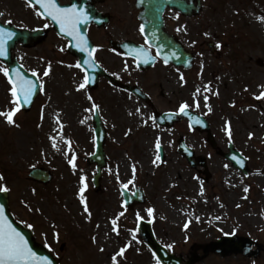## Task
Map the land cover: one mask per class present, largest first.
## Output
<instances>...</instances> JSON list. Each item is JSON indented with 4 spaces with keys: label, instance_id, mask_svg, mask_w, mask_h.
Listing matches in <instances>:
<instances>
[{
    "label": "rangeland",
    "instance_id": "1",
    "mask_svg": "<svg viewBox=\"0 0 264 264\" xmlns=\"http://www.w3.org/2000/svg\"><path fill=\"white\" fill-rule=\"evenodd\" d=\"M6 1L9 10L0 7L3 21L26 29L44 26L27 4ZM261 16L264 0H204L200 19L190 22L191 33L197 35L201 29L202 55L190 74L184 76V89L162 80L163 96L157 85L148 88L151 105L128 97L124 101L118 91L110 89L94 92L106 129V165L98 189L92 185L95 165L87 162L94 146L90 135L91 102L86 89L77 91L82 81L73 66L69 67L72 59L63 51V41L50 30L31 49L16 46L13 55L28 72L38 74L43 90L28 113L20 110L14 117L19 127L8 125L0 117V174L4 176L0 185L8 188L9 208L15 219L32 230L35 241L60 264H112V255L129 241L131 246L124 258H119V264H158L138 236V214L141 220L151 223L156 240L184 260L202 255L200 251L218 238L236 236L251 239L255 248H260L253 262L241 255L220 257L208 252L195 264H264V99L254 98L262 90L259 86L264 85ZM196 35L189 38L195 40ZM217 42L222 47H215L211 53L207 44ZM49 64L50 73L44 76ZM4 68L0 63V111L13 106ZM209 83L212 91L206 93L204 85ZM198 86L200 107L196 108L193 93ZM216 91L218 96L213 94ZM205 95L211 112L205 107ZM184 102L209 123L214 148L207 143L206 134L190 130L186 122L169 129L153 126L152 113L177 111ZM226 125H230L231 139ZM50 137H56L55 148ZM157 138L161 160L153 164ZM180 138L195 157L205 159L208 181L198 173L202 169H191L177 152ZM229 143L247 160L246 175L221 156ZM73 154L75 171L68 163ZM32 168L47 171L51 175L49 183L29 179L27 174ZM81 176L87 178L84 196L90 219L79 199ZM135 187L142 190L144 203L128 211L122 206L119 189L132 193ZM149 208L154 209L151 216ZM120 212L124 215L118 221L117 236L111 231V219Z\"/></svg>",
    "mask_w": 264,
    "mask_h": 264
},
{
    "label": "flooded vegetation",
    "instance_id": "2",
    "mask_svg": "<svg viewBox=\"0 0 264 264\" xmlns=\"http://www.w3.org/2000/svg\"><path fill=\"white\" fill-rule=\"evenodd\" d=\"M5 1L0 0V7L2 5L3 8L1 7V9L7 11L9 7L7 1ZM137 1L57 0L60 6L72 7L75 5L77 8L86 11L91 19V23L87 27V37L91 44V49H97L94 53L97 68L88 66L86 70L91 80L89 83L91 87H93V75L95 73L93 68L98 70L99 76L94 87H88L86 91L88 95L93 97L96 104L97 100L95 99L94 92H102L105 89L118 91V96H121L124 101L128 97L135 99L139 104L145 105H151L153 101L151 95L148 93L149 87L157 85L162 90L160 93L163 96L162 80H166V83H172L174 87L179 86L184 89L185 80L181 81L180 75L183 74V76L187 77L189 70L177 67L172 63L165 64L160 58L162 53L157 50L160 44L155 43V45L150 46L146 43L140 31L141 26L138 20L140 11L136 8ZM182 1L188 2V0ZM201 1L204 2V0ZM29 7L37 11L33 6ZM200 17L201 13L192 18H185L180 13L170 9H166L162 16L163 30L171 36L172 44H174V41L179 44V48L185 52V56L187 54V58L189 55L192 56L194 60L193 65L201 54V42L199 41L201 29L197 35L195 32L191 33L190 22L196 23ZM42 22L48 36V32L50 31L49 24L45 20H42ZM191 34L196 35L195 40L189 38ZM133 49L137 51L146 49L148 59L152 62L143 63L137 58L131 57ZM72 60L74 70L83 81L85 76L83 69L75 67L78 64L76 57H72ZM125 67H127V70H125ZM174 76H177L175 81L178 85H175V81H169V79L174 80ZM130 89L139 90L144 99L133 95L129 91ZM90 102V109L92 111V101Z\"/></svg>",
    "mask_w": 264,
    "mask_h": 264
},
{
    "label": "snow or ice",
    "instance_id": "3",
    "mask_svg": "<svg viewBox=\"0 0 264 264\" xmlns=\"http://www.w3.org/2000/svg\"><path fill=\"white\" fill-rule=\"evenodd\" d=\"M27 4L29 6L33 5H39L42 9L41 12H39V15L41 16H47L52 21L56 22L63 33L66 35L72 37L76 41V47L80 49L82 52H87V59L83 61L84 65H88L89 67H95L96 61L94 58V53L96 52V48L89 49L87 47V41L83 34L79 31V25L81 21L83 20L85 23L87 22L88 16L87 13H85L82 9L77 8V6L73 5L72 7H61L57 0H26ZM0 15H3V13H0ZM259 20L264 22V16L258 17ZM47 26V25H46ZM141 32H144L143 26H141L140 29ZM179 31V29H178ZM12 33H5L4 30L0 29V56H4L6 54L5 48H6V39H10L12 37ZM206 36L210 35L209 33H205ZM216 48H221L222 45L217 42L215 45ZM133 58H137L140 56H143V63H149L148 59V53L146 49H140L139 51L133 49ZM173 55H175L173 53ZM202 55V54H201ZM164 63H168V58L164 57ZM139 66V61H138ZM69 67H72V65H69ZM75 67L81 68V64H76ZM51 70V65L49 64L48 69H46L43 73L44 76H48ZM125 70H127V67H125ZM203 70V64H201V72ZM4 76L8 79V82L10 84L9 93L11 96L10 103L13 105L8 110L0 111V117H3L4 121L10 125L19 127V124H17L14 117L16 114L21 110V107L23 105H27L31 103V98L36 92L37 85L39 83V77L38 74L33 71L32 76L37 77V79H28L24 75H22L19 71V69L16 70V75L13 77L10 75L9 69L4 68L2 69ZM180 80H184L183 74L180 75ZM90 77L85 75L83 82L79 83L77 86V91H80L82 89H86L87 85L90 83ZM40 90H43V84H39ZM262 90L259 93V95H255L254 98L257 100L264 99V85L259 86ZM204 91L211 92L212 86L211 83L204 85ZM247 91V88L245 89ZM201 92V88L198 86L196 88V91L193 93V101L194 106L196 108L200 107V101L198 99L199 94ZM214 95H219V92L216 91L213 93ZM87 99L89 101H92V108L99 110V105L96 104L93 100V97L91 95L87 96ZM209 97L207 95L204 96L205 101V107H207L208 112L212 111L211 106L207 103ZM234 106V104H233ZM192 107L187 102H184L180 105L178 112L176 115L182 114L184 116L189 117L190 124L189 127L192 126V123H201L199 118H193L190 115L189 109ZM137 112H139V109H137ZM132 115V113H130ZM41 119H43V113L41 114ZM153 119V126H155V117H152ZM147 123V122H145ZM63 125H61L62 129ZM130 131V130H129ZM226 132L229 136V139H231V128L230 125H226ZM252 137V134H249V138ZM52 140V146L56 147V137H50ZM69 145L71 144L70 141L67 142ZM156 147V156L155 160H153V164L156 163V161L161 160L160 156V149H161V143L160 139L157 138L155 142ZM233 160H236L237 163L242 162L240 160H237L235 156L232 157ZM68 163L71 165L73 171L76 170L77 165L75 164V155L68 159ZM225 167H228V165H225ZM135 177V165H133V178ZM117 179H119V176L117 174ZM4 180V176L0 174V181ZM87 178L85 176H81L80 178V189H79V199L83 206V212L87 214L88 218H91V211L89 209L86 197L84 196L85 189L87 188L86 183ZM131 183V181H130ZM124 188H127L128 185H123ZM248 188L245 187L244 191L248 192ZM8 188L6 186L0 185V192H7ZM201 194H203V187L201 186ZM246 198V197H245ZM239 207V205H237ZM147 212L149 216H151L154 212V209L149 208L147 209ZM124 213L120 212L115 218L111 219V231L114 232L117 236L120 235L119 230V224L118 221L121 216H123ZM138 219H142V217H139ZM99 228V225H97ZM185 228L188 227V224L186 223ZM135 234H133V240L135 239ZM93 242H96V237L94 236ZM131 246V241H129L127 244H125L123 247H120L119 250L112 255L111 261L112 264H119V258H124L125 252L127 251V248ZM101 251H104L103 247L100 249ZM0 264H52V261L49 260L46 256H37V254L33 251V249L29 246L28 241L25 239L24 235L19 232L12 224V222L7 218V216L4 213V207L3 205H0Z\"/></svg>",
    "mask_w": 264,
    "mask_h": 264
},
{
    "label": "water",
    "instance_id": "4",
    "mask_svg": "<svg viewBox=\"0 0 264 264\" xmlns=\"http://www.w3.org/2000/svg\"><path fill=\"white\" fill-rule=\"evenodd\" d=\"M193 0H190V2H192ZM39 7V11L41 12L42 9L40 8L39 5H37ZM168 7L170 9H174L179 11L181 14H184L186 16L190 15L192 12H198L199 10V4L197 2L196 6H193L192 3L187 6L185 4V2L179 1V0H149L148 3H144L143 4H139V8H141L143 11L140 14V20L142 21V26L144 28V32H145V36H150L151 40L153 38H157V41L159 44H163L165 46L166 49H164V52H166V54H175L172 55L170 58V61L173 62L175 65H179L181 66L184 63V60H186L187 58L185 57V55L182 54V51L180 49H178L177 46H173L171 44V41L169 40V38L167 39L166 35L163 33L162 29H163V22H162V13L164 11V9ZM47 19H49L52 24H53V29L55 30V32L61 36L64 37L66 39L69 40V45H68V50L69 52H79L80 49L78 47H76V41L66 35L65 33H63L60 29V26L52 21L50 18H48L47 16H44ZM88 25V19L87 22L85 23L83 20L81 21L80 25H79V31L83 34V36L85 37V30L86 27ZM0 29L4 30L5 33H12V37L10 39H8L7 37H5L6 39V54L4 56H0V62H2L3 64H5L10 72V75H12L13 77H15L16 75V70L19 69L20 73L22 75H24L25 77H27L28 79H33L35 80L33 77H29L28 74L23 71V69L17 64L15 59L11 58V51L14 49L15 45L17 43H19L22 47H26L29 46V43L27 42L28 40H32L33 43L37 42L40 38H43L45 33H43L42 31H37L35 33H29L27 31L21 30V29H17L11 25H1L0 24ZM86 39V37H85ZM87 41V40H86ZM156 42V40H155ZM88 42H87V47H88ZM89 48V47H88ZM82 52V51H81ZM86 58H87V52H86ZM38 85L36 88V92L34 93V95L31 98V103L27 104V105H23L21 107V109L28 111L29 108L31 107V104L33 102V99L35 98V96L38 93ZM190 115L195 119V118H199L196 115H193L190 113ZM186 117L189 120V117L184 116L182 114L179 115H173V114H164L162 116H159L158 118H156L157 122L159 124H171L173 121L178 120L179 117ZM199 120L201 121V118H199ZM189 124H190V120H189ZM202 125V121L201 123H192V128H198L200 130ZM203 126V125H202ZM96 136L98 139V145H97V151L95 156L91 157V161H95L98 164V174L95 176V181L94 184L97 186V182L99 180V174H100V168H102L104 166V156L102 154V141H103V135L102 132L100 130V127L98 126V124L96 125ZM231 148V147H230ZM231 151V155L228 156L229 160L231 162H233L234 165H237L239 163L236 162V160H233L232 157L235 156L237 158V155L235 154V151L233 149H230ZM227 157V155H226ZM238 160V158H237ZM241 162L243 163V160H241ZM241 166V163L240 165ZM29 177L32 178L33 180L36 181H40L42 183H47L49 181V175L48 173L42 171V170H38V169H34L30 172ZM124 197H125V203L127 204H131L130 203V199L127 197L126 193H123ZM0 205H3L4 207V213L7 216V218L12 222L13 226L19 231L21 232L25 239L28 241L29 246L33 249V251L37 254V256H46L49 258V260L52 261V264H56L53 259L49 256V254L40 246H36L33 243L32 240V233L25 229L24 227H22L19 223H16L13 221L12 217L10 216L8 209H7V199H6V194L5 193H0ZM141 233L142 236L146 239L148 246L153 250V252L155 253L156 257L158 258V260L162 263V264H180V260L179 259H175L169 255H167V253L165 252V250L161 247H159L155 241L153 240L149 225L141 223ZM249 247V243L245 242V241H239V244L235 243L234 239L231 238H223L220 239L219 241H217L216 243L212 244L211 247L213 248V250L224 256L227 255L229 253H247V247ZM246 247V248H244ZM192 260L185 263V264H192Z\"/></svg>",
    "mask_w": 264,
    "mask_h": 264
},
{
    "label": "bare ground",
    "instance_id": "5",
    "mask_svg": "<svg viewBox=\"0 0 264 264\" xmlns=\"http://www.w3.org/2000/svg\"><path fill=\"white\" fill-rule=\"evenodd\" d=\"M263 182V179H260V183H262ZM215 221L217 222V219H215Z\"/></svg>",
    "mask_w": 264,
    "mask_h": 264
}]
</instances>
